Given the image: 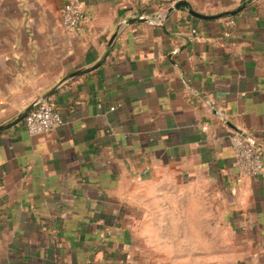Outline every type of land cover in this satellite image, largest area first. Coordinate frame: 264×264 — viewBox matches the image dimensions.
Segmentation results:
<instances>
[{
  "label": "crops",
  "instance_id": "obj_1",
  "mask_svg": "<svg viewBox=\"0 0 264 264\" xmlns=\"http://www.w3.org/2000/svg\"><path fill=\"white\" fill-rule=\"evenodd\" d=\"M67 1L0 0V125L49 93L64 120L0 134V264H154L140 242L170 240L264 264V170L239 179L230 144L264 169V0H80L71 32ZM178 1L248 4L126 24Z\"/></svg>",
  "mask_w": 264,
  "mask_h": 264
},
{
  "label": "built area",
  "instance_id": "obj_2",
  "mask_svg": "<svg viewBox=\"0 0 264 264\" xmlns=\"http://www.w3.org/2000/svg\"><path fill=\"white\" fill-rule=\"evenodd\" d=\"M163 16L159 14L152 23L159 24ZM85 20L80 0H68L61 8L59 15L60 26L65 31H74ZM233 21L229 20L228 25ZM23 124L31 136L47 135L64 125L60 114L47 103L40 104L24 119ZM235 164L239 179L253 178L263 172L261 152L255 143L241 133H234L230 138Z\"/></svg>",
  "mask_w": 264,
  "mask_h": 264
},
{
  "label": "rangeland",
  "instance_id": "obj_3",
  "mask_svg": "<svg viewBox=\"0 0 264 264\" xmlns=\"http://www.w3.org/2000/svg\"><path fill=\"white\" fill-rule=\"evenodd\" d=\"M10 6V2L7 1ZM145 252L143 259L154 264H209V257L200 258L193 256L196 247L205 249L207 242L198 241H143L140 242ZM199 249V250H200ZM153 256L152 258H150Z\"/></svg>",
  "mask_w": 264,
  "mask_h": 264
},
{
  "label": "water",
  "instance_id": "obj_4",
  "mask_svg": "<svg viewBox=\"0 0 264 264\" xmlns=\"http://www.w3.org/2000/svg\"><path fill=\"white\" fill-rule=\"evenodd\" d=\"M247 2H244L242 4V6L240 8H238L235 11H231V12H223L217 15H213V16H204L201 15L197 12H195L190 5L185 2V1H178L176 2L174 5H172L170 8H168V10L166 11V13L164 14L163 18H166L167 16H169L172 12L174 11H183L186 12L187 14H189L192 17L195 18H199V19H203V20H215V19H221V18H226V17H230L233 16L234 14H236V12H238L241 8L247 6ZM156 18V16L153 17H137V18H133L131 20H129L128 22H126V24H132V23H138V22H142V23H151L154 19ZM88 71V70H85ZM85 71H80L77 73L72 74L70 77H75L77 75H80L82 73H84ZM49 94H46L40 98H38L37 100H35L32 104H30L27 108H25V110H23L18 116H16L13 120L0 125V134H2L3 132H5L6 130H8L10 127L20 123L23 121V119L34 109H36L40 104L45 103L46 99L48 98Z\"/></svg>",
  "mask_w": 264,
  "mask_h": 264
},
{
  "label": "trees",
  "instance_id": "obj_5",
  "mask_svg": "<svg viewBox=\"0 0 264 264\" xmlns=\"http://www.w3.org/2000/svg\"><path fill=\"white\" fill-rule=\"evenodd\" d=\"M54 109V108H53ZM55 110V109H54Z\"/></svg>",
  "mask_w": 264,
  "mask_h": 264
}]
</instances>
